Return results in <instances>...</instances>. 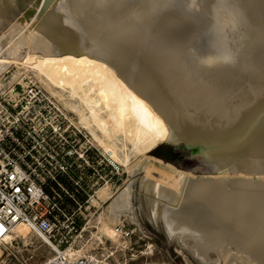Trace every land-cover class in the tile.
I'll list each match as a JSON object with an SVG mask.
<instances>
[{"label":"bare ground","instance_id":"1","mask_svg":"<svg viewBox=\"0 0 264 264\" xmlns=\"http://www.w3.org/2000/svg\"><path fill=\"white\" fill-rule=\"evenodd\" d=\"M12 64L132 176L69 253L127 247L115 227L138 210L200 264H264V0H0V76ZM168 141L208 175L145 154Z\"/></svg>","mask_w":264,"mask_h":264},{"label":"built area","instance_id":"2","mask_svg":"<svg viewBox=\"0 0 264 264\" xmlns=\"http://www.w3.org/2000/svg\"><path fill=\"white\" fill-rule=\"evenodd\" d=\"M30 94L24 105L14 86L8 98L0 94V264H110L109 255L86 252L72 255L78 227L68 200L84 191L78 182L66 186V179L86 178L95 171L92 160L97 147L93 142L76 149L81 131L64 127L57 119L61 110L40 91L27 86ZM17 223H27L52 248L51 256L28 263L10 249L5 236ZM122 236L127 228L117 225ZM81 236V235H80Z\"/></svg>","mask_w":264,"mask_h":264},{"label":"rangeland","instance_id":"3","mask_svg":"<svg viewBox=\"0 0 264 264\" xmlns=\"http://www.w3.org/2000/svg\"><path fill=\"white\" fill-rule=\"evenodd\" d=\"M19 66L21 69L20 71L24 72L23 74H26L20 80L14 82L11 81L12 75L18 68L15 67L14 64H12L7 70H5L3 75L0 76V84L2 85V87H0L1 96L8 98L9 91L7 89H9L10 86L11 88L14 86L15 91L19 92L17 100L21 98L20 103L24 105L25 102L30 100V94L27 92L28 88L26 87L31 86L44 94L45 97L50 99L61 110L62 113L61 115L59 114L57 119H59L64 127L75 126L81 131V134L76 138L77 141L74 143L78 152L80 151L78 147L81 146L82 148L85 146L87 140L89 142L93 141L97 147L96 156L92 160V166H94L95 171L87 169L85 174L87 176L86 178L77 179L73 177L72 180L66 179L63 181L65 182L64 184L70 188L74 182H78V184L84 189V191H79V193L75 194L74 201L72 199L68 200L72 212L76 216L75 220L78 225L76 231L72 235L78 236L75 245L77 247L76 249H80L87 243L88 239L90 240L92 238V235L89 233L90 230H96L93 226L97 214L108 205L113 195L126 186L128 179L132 178V176L126 171L124 168L125 166L118 162H114L112 157L110 155L108 156L93 137L89 127L83 128L82 125L78 123L79 117L76 112H73L68 105L64 104L62 99L47 91L45 86L43 87L44 84L33 75L30 68L27 67V72L22 69V65ZM66 100H68V98H66ZM91 129L97 133L95 128L92 127ZM163 143L172 146L171 143ZM178 143L180 144L176 151L179 152V156L185 158V163H182L179 156L176 154H174L171 163L184 171L193 169V174L197 176L208 175L209 167L202 162V152L193 153L191 150H188L182 142ZM152 150L147 149L144 152L146 155H152ZM134 157V154H131V158L133 159ZM254 178H256V176H254ZM106 186L109 190L108 194L110 193L107 195L109 197H100L99 190ZM137 212L139 214L138 217L141 220V228L126 215L122 216V221L116 224L124 226L129 232V235L126 236L128 239L127 247L116 248L111 245L109 241H106L107 243L105 245L108 247V250H104L103 245L99 244L96 246L97 248L89 249L88 252L104 255L112 253L113 255H109L108 258L110 264H200L186 248L178 245L179 243L175 241L168 243L164 235L159 232L150 221L141 215L138 210ZM19 230L21 233L16 234L14 232L12 234V239L19 242L17 244L13 243L12 246H10V249L15 252H20L28 263H36L52 255V248L43 241L44 239L40 234L29 229L19 228ZM9 242L10 241L7 243Z\"/></svg>","mask_w":264,"mask_h":264},{"label":"trees","instance_id":"4","mask_svg":"<svg viewBox=\"0 0 264 264\" xmlns=\"http://www.w3.org/2000/svg\"><path fill=\"white\" fill-rule=\"evenodd\" d=\"M151 154L157 158H160L164 161H173L174 158V152H173V147L166 144V143H161L158 146H156L152 151Z\"/></svg>","mask_w":264,"mask_h":264},{"label":"water","instance_id":"5","mask_svg":"<svg viewBox=\"0 0 264 264\" xmlns=\"http://www.w3.org/2000/svg\"><path fill=\"white\" fill-rule=\"evenodd\" d=\"M168 143H171L172 144V147H173V149H174V154H176V155H178L179 156V152H177L176 151V149H178V145L180 144V143H175V142H171V141H168ZM179 158H180V161L182 162V163H185V158H182L181 156H179Z\"/></svg>","mask_w":264,"mask_h":264}]
</instances>
